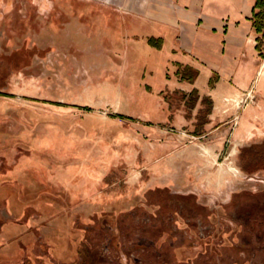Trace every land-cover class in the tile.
<instances>
[{"label": "rangeland", "instance_id": "obj_1", "mask_svg": "<svg viewBox=\"0 0 264 264\" xmlns=\"http://www.w3.org/2000/svg\"><path fill=\"white\" fill-rule=\"evenodd\" d=\"M132 1L0 0L7 264H119L102 251L108 241L121 264H252L229 249L230 233L243 230L230 215L250 210L253 232L263 230L264 173L244 171L258 167L252 146L264 141V41L256 34L259 70L244 89L218 100L196 89L153 93L129 65L128 46L151 32ZM184 68L181 83L194 84L197 71L189 67L191 82ZM219 83L209 87L220 93ZM159 103L166 111L151 110ZM200 221L215 239L200 240ZM43 226L47 244L61 248L47 259ZM250 240L257 246L255 233Z\"/></svg>", "mask_w": 264, "mask_h": 264}, {"label": "crops", "instance_id": "obj_2", "mask_svg": "<svg viewBox=\"0 0 264 264\" xmlns=\"http://www.w3.org/2000/svg\"><path fill=\"white\" fill-rule=\"evenodd\" d=\"M256 2L146 0V4L143 2L144 6H140L139 0H134L130 5L131 13L146 20L151 32L136 35L128 46L132 49L127 52L129 65L140 74L145 89L153 93L166 89L186 92L196 89L201 97L218 100L225 92L244 89L259 70L260 57L255 51L256 33L252 21ZM149 38L161 39L157 43L161 48L150 45ZM184 67L197 71L194 84L181 83L178 78L177 71ZM214 77L220 82L216 87L220 84L225 87L220 93L209 87ZM164 105L159 103L158 108L154 105L150 109L166 111ZM147 118H152V114ZM4 253V248L0 247V264H4Z\"/></svg>", "mask_w": 264, "mask_h": 264}, {"label": "flooded vegetation", "instance_id": "obj_3", "mask_svg": "<svg viewBox=\"0 0 264 264\" xmlns=\"http://www.w3.org/2000/svg\"><path fill=\"white\" fill-rule=\"evenodd\" d=\"M252 147H254V148H253V153H252V157H251L250 161L252 162L251 164H253L255 166L257 165L258 167H251L253 169V171H251V170L244 171L243 169H241V170L244 171V173L247 175H252V174L258 173V172L264 173V141L259 142V143L255 144V146H252ZM254 168H255V170H254ZM263 179H264V175H263ZM260 191L264 192V187H262V189H260ZM11 203H12V201L9 200L8 205L11 206ZM263 204H264V201H263ZM263 212H264V207H263ZM251 213L252 212L250 210L246 211V213L244 215H242L241 217L236 216L234 212L231 213L230 218L232 220V224L239 222V224L242 226L243 230L242 231L237 230L236 233L234 231L230 233V237H229L230 247L229 246L228 247H229V249L231 248V250L234 252L237 251V253H239L242 256L246 255L247 253L253 255L252 264H255L253 262L256 261V257H257L256 255L257 254H259V255L261 254L264 257V219L257 221L258 223H260L262 225L263 230L253 232V229L251 227V220H250L251 219ZM53 217L54 218L56 217L57 220L62 218L61 216H58V215H47V216L39 215V218L41 219L40 221L42 223L44 221H46V219L48 220V219L53 218ZM0 218H2L1 214H0ZM24 223L25 224H23L22 226L24 229H26L27 228L26 222H24ZM198 224H199L198 225L199 230L196 232V234L200 238L201 241L203 239H206L207 237H211V238L215 239V236L213 235L214 231L210 230L212 228V226L203 227V223L201 221ZM11 225H14V223L11 222L10 220L9 221L7 220V222L5 221L4 225L2 226V230L0 231V240L3 244L0 247L4 248L5 258H6V255L7 256L11 255V254L9 255V253H8V251H9V247H8L9 246V240L8 239H9V234H10L8 229ZM54 226H58V224L55 223ZM5 227H7V229H5ZM42 228H39V232L42 234L40 236V238L44 237V239H45L44 242L43 241L41 242V249L42 248L44 249L43 254L45 257H43V258L41 257V258L47 259V258H49L50 255L51 256L55 255V252L60 251L61 248L55 244H51L52 242L50 241V239H49V243L47 244L46 239L48 240V236L46 237L45 235L47 234V231L49 230V228H48V226H43ZM21 231H23V230H21ZM21 231H19V232H21ZM68 232H69V229H68ZM251 233H255V239L257 240V246H254L250 240V234ZM235 238H238V241H236ZM213 239L211 241H213ZM144 241L147 242L146 244L151 248L155 247V245H156L155 240H148V237H146V240H144ZM44 244H45V246H43ZM50 245H52V246H50ZM114 249H115V247L112 245V241L111 242L108 241V243L106 242V245L104 246L102 251H105V253H107V254L110 253V255H115V258L117 257L119 264H121L120 255L118 257L116 252H114ZM13 251L16 252V253H14V255L18 253L17 248H15ZM102 251H101V253H102ZM12 255H13V253H12ZM160 256L161 255L159 254L158 257H160ZM90 258L91 257L89 256L88 261L92 263ZM169 260H170V258H169ZM232 260H233V257H232ZM173 261L174 260L171 259L170 262H173ZM3 263L7 264L6 259H4ZM24 264H27V262H24ZM80 264H85V261L83 260ZM232 264H235V263H232ZM261 264H264V262H262Z\"/></svg>", "mask_w": 264, "mask_h": 264}, {"label": "trees", "instance_id": "obj_4", "mask_svg": "<svg viewBox=\"0 0 264 264\" xmlns=\"http://www.w3.org/2000/svg\"><path fill=\"white\" fill-rule=\"evenodd\" d=\"M253 27L255 33L258 35V41L259 43H262L264 41V0H257L255 7H254V14H253ZM161 42V39L155 40L154 38H149L148 43L154 47L161 48V44H157ZM190 71L192 72V69L189 67L184 68L182 72H178V74L181 76L182 79L188 80V81H193L195 79V74L193 75L192 79L187 76V72ZM54 105L58 106H68L66 104H61V103H53ZM84 110L89 111L90 108H86ZM120 116V115H119ZM121 117V116H120ZM132 119V118H128Z\"/></svg>", "mask_w": 264, "mask_h": 264}]
</instances>
